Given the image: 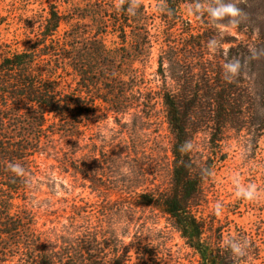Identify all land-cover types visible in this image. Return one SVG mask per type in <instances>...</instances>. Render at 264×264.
<instances>
[{"label": "trees", "instance_id": "trees-1", "mask_svg": "<svg viewBox=\"0 0 264 264\" xmlns=\"http://www.w3.org/2000/svg\"><path fill=\"white\" fill-rule=\"evenodd\" d=\"M184 3L163 0L165 14L161 19L167 26V38L156 44L155 73L160 84L151 92L153 95L142 93L143 78L134 67L147 60L154 48L147 14L134 0L92 1L89 16L84 15L94 25L91 34L78 27L79 20L51 5L31 45L20 52L5 50L1 45L0 264H131L128 247L114 231L34 233L30 231L29 211L13 212V201H24L31 187L32 158L42 153L41 142L52 136L70 140L68 153L62 154V171L70 170L73 178L90 185L91 190L104 192L102 216L125 209L122 202L110 200V194L120 191L125 195L121 201L126 198L134 208H151L165 216L195 253L198 264L237 263L232 244L221 243L222 236H207L208 225L193 210L206 201L205 183L215 163L226 159L222 145L228 131H249L250 125L264 131V112L253 118L250 98L239 75L226 72L220 60L210 58V45L215 40L208 30L194 32L188 22H183L180 35L169 40ZM128 9L135 14H129ZM61 26L66 29L59 35ZM107 34L121 46L107 48L103 39ZM249 61L259 63L258 52ZM261 63L264 90V58ZM67 68L76 79L69 90L62 89L55 78L58 70ZM261 93L264 98V91ZM154 99L163 110L169 135L167 148L150 153L135 148L140 138L136 126L119 147L96 148L94 143V148L86 150L88 144L80 143L84 139L80 136L82 124L96 115L95 101L117 116L136 109L139 113L148 111ZM49 120L53 123L47 125ZM198 135L203 136L201 145L197 144ZM125 157L128 164H124ZM156 157L166 163V186L137 190L140 184L151 185L141 179ZM9 162L19 163L25 175L14 176L7 169ZM92 167H97L96 171ZM133 167L137 181L128 180ZM134 253L138 255V251ZM145 253L152 259L149 250L139 254Z\"/></svg>", "mask_w": 264, "mask_h": 264}, {"label": "rangeland", "instance_id": "rangeland-1", "mask_svg": "<svg viewBox=\"0 0 264 264\" xmlns=\"http://www.w3.org/2000/svg\"><path fill=\"white\" fill-rule=\"evenodd\" d=\"M92 1L94 0H0V47L2 45L5 50L20 52L31 45L51 5L63 15L68 14L73 20H79L78 27L83 26L82 29L91 34L94 32V25L84 15L89 16ZM134 2L143 7L147 14V29L154 44L149 58L134 65L136 73L143 78L140 85L142 93H151L160 84L155 73L158 50L156 44L161 43L162 37L167 38V26L164 19H161L165 14L164 4L163 0ZM229 2L241 10L238 23L234 24L229 17L214 19L210 15V9ZM176 22L178 26L174 25L175 30H170L169 40L180 35L179 29L183 22H188L194 32L205 28L213 34L215 41L210 45V58L220 60L226 72L239 75L250 98V113L253 118L257 113L264 112V98H261V90L264 91L261 84L264 0H185ZM65 29L61 26L58 34L61 35ZM103 39L107 48L121 46L112 34H107ZM172 45L173 43L168 46ZM256 52L259 63H250L249 57ZM237 60L240 61L241 68L238 73H233L226 65L234 64ZM55 78L62 89L69 90L75 86V76L68 68L58 70ZM95 102L96 115L83 123L80 130V136L84 138L80 143L88 144L86 150L94 148V143L96 148L102 145L119 147L128 139L132 133L130 129L134 126L140 137L134 144L135 148L141 147L149 153L167 148L169 135L158 100L152 101L154 104L148 111L139 113L136 109L117 116L107 113L101 102ZM52 123L53 120H49L47 125ZM250 126L249 131L241 133L232 129L228 131L222 145L226 159L215 163L211 176L205 183L206 201L199 209L196 207L193 210L196 217H200L208 225L207 236L214 239L222 236L221 243L237 244L243 255L234 253L236 264H264V131ZM202 138V135H198V145L202 144ZM69 142L70 140L58 136L41 142L42 153L33 157L30 164L34 175L31 187L23 197L24 201L20 198L13 201V212L20 213L25 209L29 211L32 220L30 231H50V234L53 232L59 235L83 230L100 231L103 234L114 231L117 238L128 247L131 264H198L195 253L185 245L165 216L151 208H134L126 198L121 201L125 195L120 191L110 194V200L122 202L125 209L102 216L101 208L106 205L101 198L105 196L104 192L101 189L91 190L90 185L73 178L70 170L67 173L62 171V154L68 153ZM129 146L132 149L133 143L130 142ZM162 160L156 157L148 163L141 180H146L151 185L140 184L137 190H147L155 185L159 188L166 186V163ZM128 162L125 157L124 164ZM96 168L92 167L94 171ZM135 168H132V176L128 180H136L133 173ZM249 190L255 193L254 198L244 199L242 193ZM237 193L241 195L238 196ZM106 207L111 208L110 205ZM147 250L152 253L151 261L147 253L144 256L139 254ZM135 251H138V255ZM16 259L17 255L14 257Z\"/></svg>", "mask_w": 264, "mask_h": 264}, {"label": "clouds", "instance_id": "clouds-1", "mask_svg": "<svg viewBox=\"0 0 264 264\" xmlns=\"http://www.w3.org/2000/svg\"><path fill=\"white\" fill-rule=\"evenodd\" d=\"M135 6V5H134ZM129 14L134 15V12H131L130 9H128ZM210 15L214 18V19H220L223 17H229L232 18V22L238 23L237 18L240 17L242 15L241 10L235 6L234 3L229 2L227 4L221 5L217 8H212L209 10ZM257 56H253L252 58H256ZM226 67L233 73H238L240 71L241 68V64L240 61L237 60L234 64H228L226 65ZM7 169L14 174V176L16 177H22L25 175V169L19 164V163H15V162H9L7 164ZM237 195H241V193H237ZM243 198L247 199V200H251L254 198L255 193L251 190L249 191H244L242 193ZM232 252L236 253V254H240L243 255V253L241 252L240 248L237 247L235 244L232 245Z\"/></svg>", "mask_w": 264, "mask_h": 264}]
</instances>
